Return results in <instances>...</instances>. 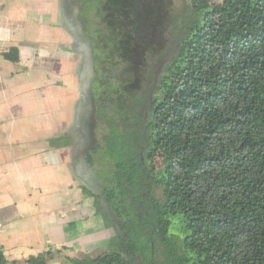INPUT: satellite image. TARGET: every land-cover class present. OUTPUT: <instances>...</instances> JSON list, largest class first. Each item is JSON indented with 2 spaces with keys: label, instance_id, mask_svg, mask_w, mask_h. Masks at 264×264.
<instances>
[{
  "label": "trees",
  "instance_id": "trees-1",
  "mask_svg": "<svg viewBox=\"0 0 264 264\" xmlns=\"http://www.w3.org/2000/svg\"><path fill=\"white\" fill-rule=\"evenodd\" d=\"M80 5L97 70L87 161L102 182L85 191L110 238L76 264H264V0ZM166 26L175 47L147 91Z\"/></svg>",
  "mask_w": 264,
  "mask_h": 264
},
{
  "label": "crops",
  "instance_id": "crops-1",
  "mask_svg": "<svg viewBox=\"0 0 264 264\" xmlns=\"http://www.w3.org/2000/svg\"><path fill=\"white\" fill-rule=\"evenodd\" d=\"M72 1L80 18V0H0V249L12 264L47 251V264H76L110 238L80 176L86 41Z\"/></svg>",
  "mask_w": 264,
  "mask_h": 264
},
{
  "label": "rangeland",
  "instance_id": "rangeland-1",
  "mask_svg": "<svg viewBox=\"0 0 264 264\" xmlns=\"http://www.w3.org/2000/svg\"><path fill=\"white\" fill-rule=\"evenodd\" d=\"M189 1L190 0H173L174 10L175 11L180 10V8ZM210 1L213 4H218V3L222 2L223 0H210ZM74 7H75L74 2L72 1L71 2V8H70V13H71L70 26H71V29L73 28L80 33V29H82V26H83L87 36H90L89 27L82 21H81V23H83V25L80 24V22L78 20L79 16L75 13L76 8H74ZM96 12H97L96 9H94L93 14H96ZM79 14H80V18L83 20V18L81 17V8H80ZM90 15H92V14H90ZM93 19L95 22L98 20L100 23V18L94 17ZM90 28H92V26H90ZM163 35H164V38L166 41L165 45H164L162 51L160 52L159 56L154 60L153 63H150L149 68L151 70V74H149V77L146 79V83L143 86L145 88V90H147V91L151 90L154 78L156 81V78L157 77L160 78V76L162 75L164 68L166 66L165 62L169 58H171L173 49L175 47L176 39L173 36H171V38H170L171 28L166 26L165 31L163 30ZM90 37H92V36H90ZM96 77H97V70H96ZM96 77H95V79H96ZM154 83L156 84V82H154ZM154 91H155V88L153 89V92ZM94 123L95 122H93V120H92V122H90V121L85 122V124H86L85 127L88 131L87 135L89 134L88 135L89 143H88V145L82 147L81 154H84V155L89 154L97 147V135L95 132V127L92 126ZM162 164H163V157L161 155H158L156 157V165L162 166ZM80 176L83 179V181L85 182L87 188H89L93 192L96 193L101 188L102 182L100 183V178L98 177V174L96 173V168H94V167L91 168V166L88 164L80 172ZM89 198H93V200H91V201H93V203H94V198H95L94 195H90Z\"/></svg>",
  "mask_w": 264,
  "mask_h": 264
},
{
  "label": "water",
  "instance_id": "water-1",
  "mask_svg": "<svg viewBox=\"0 0 264 264\" xmlns=\"http://www.w3.org/2000/svg\"><path fill=\"white\" fill-rule=\"evenodd\" d=\"M80 34L85 37V70L82 77L83 100L80 107V121L85 127L86 121L95 122L92 126L95 127V99L92 93V84L96 77L95 58L93 56L92 37L87 36L83 29H80ZM159 78H156L158 82ZM91 125V124H90ZM91 127V126H90ZM89 127V128H90Z\"/></svg>",
  "mask_w": 264,
  "mask_h": 264
},
{
  "label": "flooded vegetation",
  "instance_id": "flooded-vegetation-1",
  "mask_svg": "<svg viewBox=\"0 0 264 264\" xmlns=\"http://www.w3.org/2000/svg\"><path fill=\"white\" fill-rule=\"evenodd\" d=\"M80 19V24L81 25H83V23H81V21L83 22V20L81 19V18H79ZM82 29L84 30V32H85V29L83 28V26H82ZM86 34V33H85ZM89 35V34H88ZM91 36V35H90ZM92 47H93V51H94V44H93V39H92ZM94 56V55H93ZM96 109V108H95ZM84 140H85V143H86V145H88V143H89V140H88V135L87 134H85L84 135ZM88 156V154H86V157Z\"/></svg>",
  "mask_w": 264,
  "mask_h": 264
}]
</instances>
